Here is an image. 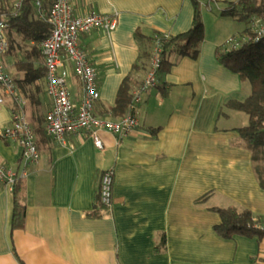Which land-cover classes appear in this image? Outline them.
Listing matches in <instances>:
<instances>
[{"label":"crops","instance_id":"crops-1","mask_svg":"<svg viewBox=\"0 0 264 264\" xmlns=\"http://www.w3.org/2000/svg\"><path fill=\"white\" fill-rule=\"evenodd\" d=\"M194 4L201 7L205 32L199 54L177 58L166 74H157L156 85L141 93L139 126L127 137L100 133L102 150L84 134L58 141L46 135L42 118L27 112L40 157L16 189L24 210L19 228H12L14 194L0 185V264H264V239L220 238L213 231L219 216L209 210L234 205L264 220L253 153L237 132L248 117L225 107L243 102L250 86L217 60L229 37L206 33L210 14L225 22V0H72L75 15L117 18L111 34L93 30L78 38L98 75L94 115L119 120L110 113L119 86L142 53L152 54L149 39L190 30ZM6 34L18 45H33L9 29ZM145 63L136 74L141 84L151 65ZM68 91L79 102L74 76ZM41 102L36 109L46 114L50 100L43 94ZM10 123L7 100L0 106V128ZM21 154L15 141L0 138L7 168L19 172ZM107 170L114 173L110 210L98 202Z\"/></svg>","mask_w":264,"mask_h":264},{"label":"trees","instance_id":"trees-1","mask_svg":"<svg viewBox=\"0 0 264 264\" xmlns=\"http://www.w3.org/2000/svg\"><path fill=\"white\" fill-rule=\"evenodd\" d=\"M37 2L41 4L42 12L47 13L54 0H20L17 8L10 0H0V17L5 18L8 29L21 36L24 41L33 44L22 52V58L15 59L13 62L17 76H12V72L7 69L31 108L39 107L42 104V95L45 94L42 84L45 70L39 45L49 32L46 18L38 16ZM225 3H227V8L220 15L229 16L237 22L244 23L245 28L241 33L233 36L237 38L238 46L227 48L222 45L218 48L216 57L222 66L237 74L243 82H247L250 86V94L243 102L229 101L225 107L242 112L248 117L247 126L238 129L237 132L252 150L253 161L256 163L254 171L260 187L264 189V37L258 42L250 40L254 35V22L260 21L264 24V4L262 0H225ZM200 12V5L194 4L192 27L186 33L174 37L156 33L149 39L153 52L156 45L160 50V63L156 74H166L177 58L197 57L200 45L205 38ZM7 39L9 49L6 57H9L15 52L14 50H20L21 44L18 45L11 35ZM153 52L152 54L142 53L130 74L122 81L115 98V105L110 111L113 118L121 119L126 114L136 116L135 110L131 107L134 104L132 92L144 83H138L136 74L145 68V62H151ZM173 55L176 57L172 58ZM6 63L9 65V58L7 62L5 61ZM150 67L151 65L147 72ZM37 121L41 122L42 119H37ZM18 184L19 181L13 190V229L20 227L24 216L23 206L15 198ZM210 195L197 200L196 205L205 203ZM98 202H100L99 199ZM209 210L219 216L220 223L213 227V231L220 238L232 239L240 236L257 238V240L264 239V220L254 217L250 211L234 205L225 208L212 207Z\"/></svg>","mask_w":264,"mask_h":264},{"label":"built area","instance_id":"built-area-1","mask_svg":"<svg viewBox=\"0 0 264 264\" xmlns=\"http://www.w3.org/2000/svg\"><path fill=\"white\" fill-rule=\"evenodd\" d=\"M72 0H54L47 13L41 10V4L36 3L39 18H46L49 24L47 37L40 43L39 49L45 70L44 92L50 100V109L43 118V128L46 135L61 141L72 134L88 136L95 148L102 150L100 133H110L117 138L127 137L139 126L137 116L126 114L123 118L113 121L94 115V106L99 99L97 72L90 64L88 55L78 44V38L93 30H103L111 34L117 25L116 16L89 13L83 16L75 15L71 6ZM264 4V0H262ZM19 3L15 5V8ZM253 42L264 37V24L256 21L253 24ZM8 23L0 17V106L8 100L11 103L10 126L0 128V138L13 140L22 149L20 171L7 168L0 161V185L13 192L16 183L27 174V168L39 160L34 131L27 118L28 103L15 81L7 72L5 57L9 44L7 39ZM237 38L229 37L224 46L236 48ZM159 46L154 48L151 67L144 83L132 92L131 107L135 110L141 101V93L156 85L159 67ZM74 76L81 86V99L73 102L69 96V82ZM112 170L104 171L99 181L100 204L107 210L112 206L113 188Z\"/></svg>","mask_w":264,"mask_h":264},{"label":"rangeland","instance_id":"rangeland-1","mask_svg":"<svg viewBox=\"0 0 264 264\" xmlns=\"http://www.w3.org/2000/svg\"><path fill=\"white\" fill-rule=\"evenodd\" d=\"M211 15L212 14H210L209 17L206 19V21H205L206 26L205 27L207 29L206 33L210 34V36L213 38H218V39L220 38L223 40V39H226L230 36L237 35V34L241 33L243 31V29L245 28L244 23L237 22L229 16H225V18H226L225 22L219 21L222 23H217V21H215V19L218 20V18L213 19V17ZM204 36H205V32H204ZM29 47H30L29 45L27 47H25L24 44H21L20 50H18V51L14 50L15 52L11 53V55L8 57L9 58V65L7 64V66L10 67V68H8V70H10L12 72V76H17L16 70L14 69V66H13V62L15 61V59L22 58V56H21L22 52L24 50L28 49ZM42 84H43V92H44L45 82L43 81ZM27 112H28V115L30 114L32 117H36L37 119H41V118L43 119L44 114H45L36 108L35 109L31 108L29 105L27 108Z\"/></svg>","mask_w":264,"mask_h":264}]
</instances>
